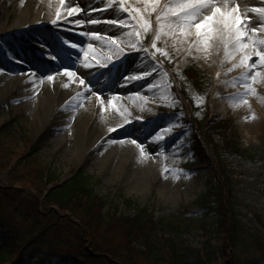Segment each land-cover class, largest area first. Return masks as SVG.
I'll return each mask as SVG.
<instances>
[{
	"label": "rangeland",
	"instance_id": "obj_1",
	"mask_svg": "<svg viewBox=\"0 0 264 264\" xmlns=\"http://www.w3.org/2000/svg\"><path fill=\"white\" fill-rule=\"evenodd\" d=\"M233 1L235 2L229 7V11H233L235 15L237 14L235 10L238 8V14L244 17L247 25V38L243 43L248 41L247 45L250 46L253 39H264V30H260L264 28V15L251 11L253 8H264V3ZM214 4L217 6L216 3ZM77 5L84 10V14L80 18L71 19L72 26L39 29L40 31L37 32H42L50 40L36 46V43L31 42V32L17 34V29L10 27L17 8L25 9V0H6L0 3V125L9 122L12 118L17 119L25 137L38 148L39 160L43 165H51L61 175L62 180L68 179L74 171L83 172L94 184L95 192L106 198L109 204L117 206L124 215H133L135 207H148L157 219L175 217L183 221L189 226L183 237L185 243L201 249L209 238L216 239L214 235L204 231V229L211 230L214 220L210 212L201 211L195 202L205 194L208 182L213 180L215 167L206 165L196 167L193 143L198 122L204 121L208 116L227 119L232 125L233 145H236L239 153L226 151L221 161L231 173L234 210L238 220L246 230L253 231L255 216L264 212L260 195L264 186V102L263 98L259 97V93H256L260 91L261 94L264 91V80L257 76L258 67L256 68L255 64L259 63V58L255 56L248 61L253 72L245 78L241 72L246 67L237 63L241 58L242 50L238 48L226 57L225 48L218 37L215 38L211 34L196 36L197 45L189 48L190 44H188L180 48L178 37H184L195 27L182 30L180 27L182 22L178 19L163 20L158 24L156 16L163 3L157 4L155 11L146 0H123V8L127 11L121 9V0H84L76 3ZM132 9L140 10L144 19L149 21L150 27L147 32L133 26L139 24V18ZM205 15H211V10H203L197 17V22L203 20ZM92 20L98 23H91ZM107 21H118L119 24L107 23ZM121 24L126 27H120ZM252 29L260 30L261 37L256 34L253 36ZM137 31L141 33L139 37L135 35ZM34 33L36 34L35 31ZM93 33L101 38L94 39ZM221 34L222 32L220 36ZM112 38H115L118 46L124 50L123 55L117 57L113 54L116 46L110 43ZM216 40H219L218 43ZM64 41L76 43L77 48L82 49L83 52L81 50L82 53H77ZM99 42L104 43V48L100 52L94 50L93 55L87 44L92 43L97 46ZM55 43H58V48L62 47L64 51L62 55L52 54ZM154 43L155 48H153ZM130 44H136L137 47L134 49ZM260 48L261 45L254 46V49ZM143 49H147V52ZM85 53H88L87 62L91 65L89 68L83 66L86 62ZM53 56L57 58L53 59ZM118 58H120L118 61L124 59L123 69H119V64L113 61ZM101 63L106 65L104 69L107 75L118 74L114 80V87L128 90L136 87L141 99L148 103L139 106L132 102L126 107L116 102L125 115L122 118L124 122L137 121L136 124H143L144 129L153 126L150 134L145 132L146 134L139 137L140 142L133 147L135 154H141L142 150L143 153H147L149 148L154 146L152 137L158 134V138L162 129H169L163 134V139L170 145L168 147L177 151V154H172L171 157L173 174L162 177L158 176L157 172H152L151 176L147 177L144 174L147 165L140 158H135L134 164H126L122 169L115 160H107L101 167L106 153L115 147L116 142L125 144L131 142L126 135L116 138V142L108 138L102 140L94 150L84 155L82 163L71 160V152L75 145L74 134H76L73 120L82 112L85 101H89L94 95H99L97 93L105 79H101V76L97 78L95 73L96 67ZM233 63L239 66L232 73H226ZM30 66L36 67V73H43L41 79L47 81V84H51L63 75L65 69L76 71L77 78L70 79L79 85L78 96L69 102L67 112H61L51 122L42 125L38 123L37 126L32 123L33 116L44 118L48 106H36L34 104L36 94L17 96L7 91L10 80L22 78ZM46 67H50L55 73L51 81L47 78L50 72L45 70ZM191 67L200 74L198 83L187 77L186 72ZM145 73L150 75L144 76ZM130 76H144V78L127 80L126 78ZM253 76L257 78L253 80ZM80 79H85L84 85L80 84ZM245 84L254 91H246ZM35 86H39L38 83ZM181 90L184 94L179 93ZM250 101L262 115V121L254 126L259 130L257 133H248L250 128H246L247 125L240 117L243 108ZM222 102L227 112L216 113L217 106ZM97 113L98 125L103 124L109 129L110 125L106 126L107 122L103 114ZM245 115H248L246 120L255 118L252 111ZM131 127L137 132V125L132 124ZM137 133L140 134L139 131ZM93 138L84 143L85 147L91 146ZM181 144H184V152L179 148ZM25 146L26 143L18 150V156L25 155L28 148ZM120 153L114 150L116 156ZM147 159L157 165L155 156L149 154ZM6 175V173L0 174V184L5 183ZM27 192L34 195L32 190ZM127 200L134 203V207L128 208L125 203ZM39 201L41 203V199ZM38 208L39 211L44 210L42 205ZM52 210L58 211L55 208ZM212 243L216 244L215 241ZM228 253L229 250H226L224 256L227 264ZM53 264L60 262L54 260ZM63 264L82 263L68 259Z\"/></svg>",
	"mask_w": 264,
	"mask_h": 264
},
{
	"label": "trees",
	"instance_id": "obj_2",
	"mask_svg": "<svg viewBox=\"0 0 264 264\" xmlns=\"http://www.w3.org/2000/svg\"><path fill=\"white\" fill-rule=\"evenodd\" d=\"M186 73L199 82L196 69ZM231 133L227 119L208 116L197 123L194 163L214 166L215 173L195 204L213 215L211 230L204 231L216 239L196 249L184 241L189 226L183 221L157 219L148 207L124 215L95 192L83 172L62 180L51 165H43L17 119L2 123L0 174L7 175L0 184V264H63L68 259L82 264H227L226 250L228 264H264V212L255 216L252 232L243 227L234 210L231 173L221 161L226 151L239 153ZM24 143L27 152L18 156ZM260 195L264 211V186ZM125 203L134 207L130 200Z\"/></svg>",
	"mask_w": 264,
	"mask_h": 264
},
{
	"label": "bare ground",
	"instance_id": "obj_3",
	"mask_svg": "<svg viewBox=\"0 0 264 264\" xmlns=\"http://www.w3.org/2000/svg\"><path fill=\"white\" fill-rule=\"evenodd\" d=\"M2 1L6 0H0V3ZM90 1V0H89ZM240 0H238L239 2ZM244 1H253L255 3H264V0H244ZM79 2H84V0H64V3L61 4V0H25V9L19 10L17 8V13L13 19V21L10 24V27H14L17 34H25L28 32L33 33L34 35H31L30 33V39L31 42L36 43V46L38 44H44L47 40H50L44 35L39 29H42L43 27H48L52 29H56L60 26H72L71 19L73 18H80L84 14V10H81V8L77 5ZM233 0H213V3L217 4V7H220L222 9L227 6V10H229V7L234 3ZM163 3L162 7L160 8V11L162 8H164L165 5L168 6H175L176 3H178V0H156V4ZM165 3V4H164ZM69 8H78L80 11L73 16L68 15V9ZM248 10V9H246ZM60 12V16L57 17V12ZM54 13V14H53ZM160 13V12H159ZM163 20H170L175 21L176 18L172 17H165ZM162 20V21H163ZM74 25V24H73ZM82 26V24H81ZM83 27V26H82ZM64 28V27H62ZM216 28H221L222 25H215L213 32L211 35H213L215 38H220L219 42H222V46L225 48V56H230V54L233 53V51H236L239 47L235 45L232 41H227L225 39V35L222 31H216ZM36 29V30H35ZM66 29V28H64ZM60 29V30H64ZM36 32V34L34 33ZM220 32H222L220 36ZM257 36L261 37L260 30L256 33ZM196 29L189 30V32L184 37H178L179 39V46L180 48L186 47L188 44H190L189 48H193L195 45H197V38H196ZM54 41V40H53ZM217 41V40H216ZM217 41V43H218ZM59 43H62L59 41ZM91 44L93 50L100 52L104 48V43H100L95 46L92 43H88L87 45ZM226 44H227V51H226ZM245 44H249L248 41ZM262 46V45H261ZM62 47H64L62 43ZM61 48H58V43H55L54 48L52 49L53 55H62L63 50ZM264 48V46H262ZM242 50V55L240 60L237 62L238 64H241L240 62L243 60L245 56H249L250 60L252 57L256 56L257 49H254V46L250 44L248 47L240 48ZM77 53H82L83 50L79 48H75ZM82 50V52H81ZM224 56V57H225ZM120 58L115 59L113 61H116V63L119 64V69L124 68V63L122 62L124 59ZM249 60V61H250ZM237 64H232L229 69L226 71V73H232L236 67H233ZM242 67H246L242 73L244 76L245 73H247V76L250 75L253 72V68H251L250 64L248 63L247 66L244 64H241ZM45 66V65H44ZM43 66V67H44ZM256 68L258 69V78H261L264 80V73H262L264 69V65H261L260 63L255 64ZM98 68V70H97ZM36 67L30 66L28 69V72L22 76V78H15L10 80L9 88L7 89L8 92H12L14 95L17 96H26V95H33L36 94V102L34 104L36 106L38 105H47L48 109L45 112L44 118L40 117L38 115L33 116V125L37 126L38 123L42 125L43 123H49L51 122L55 116H58V114L61 112H67L69 102L72 99H76L78 96V90L79 85L74 82L72 79H70L67 76L60 75L59 78H57L55 81H53L51 84H47V81L41 79V76L43 75L42 72H35ZM45 70L47 72H50L49 75L53 76L55 73H53V69L50 67H46ZM96 77H100L101 79H105L104 83H101L99 88V93L95 91V93L99 94L97 96H92L89 101H85L83 103L82 112L80 115L73 120L74 129L76 130V134H74L75 138V145L74 150L71 152V160H75L78 163H82L84 159V155L90 153L91 150H94L96 146L104 139L113 140V142H116V138H119L121 136H128L130 143H115V147L108 151L106 153V157L102 160L101 167L104 165V163L107 160H115L117 161L120 169L125 167L126 164H134L135 158H140L142 162H144L147 165L146 173L144 174L147 177H150L152 172H157L158 176H168L174 173V170H172L171 167V157L174 154H177V151L171 149L170 146L165 139L159 140L157 138V135L153 136L152 139L154 141V146H151L149 148V151L147 153H141L139 155L135 154V150L133 149L134 145H137L140 142V138L142 134H146L145 132L149 133L152 132L150 129L153 128V126H150L148 129H144V125L141 123H137V121H132V123L124 122L122 118L125 116L123 111L117 106L116 102H120L124 104L126 107H128L132 102L136 103L139 106L148 104L146 100L141 99V96L136 92V87H133L132 89L128 90L126 88H118L114 87V80L116 79L117 73L115 74H109L107 75L105 73L104 67H96ZM48 75V76H49ZM38 83L39 86H35V84ZM243 91V90H242ZM239 92V91H236ZM259 97L263 98L264 102V91L260 94ZM97 97H100L99 99ZM118 100V101H117ZM109 101H112V105H109ZM33 103V102H32ZM254 103L250 101L247 106L243 108L242 114L240 113L241 121H243L244 124L247 125L246 128H250L247 132L257 133L259 130H257L255 126L262 121V115L260 111L257 112V110L254 108ZM257 108V107H256ZM253 112V117L248 120L247 117L250 112ZM97 112H101L103 114V118L107 122L108 128H105L103 124L97 123ZM227 108L224 105V102L219 104L216 108V113H226ZM135 124L137 132L132 130L131 125ZM110 129H113V131H110ZM75 131H72L74 133ZM107 132H110L108 134ZM36 133V132H35ZM68 135L65 136L67 138ZM91 137H94L91 146L89 148L85 147L84 143L88 141ZM118 141V140H117ZM135 141V143H133ZM179 148L182 152H184V144L180 145ZM114 150H118L121 153L119 156H116L114 154ZM151 154L152 156H155L157 159V165L152 164L148 159L147 155ZM173 154V155H172Z\"/></svg>",
	"mask_w": 264,
	"mask_h": 264
},
{
	"label": "snow or ice",
	"instance_id": "obj_4",
	"mask_svg": "<svg viewBox=\"0 0 264 264\" xmlns=\"http://www.w3.org/2000/svg\"><path fill=\"white\" fill-rule=\"evenodd\" d=\"M64 3V0H61V4ZM146 3H150L152 10H156V0H146ZM121 9L124 11H127L123 8V0H121ZM205 9L211 10V15H205L203 17V20L197 22V17L201 14V12ZM80 9L78 8H69L68 9V15L73 16L76 15ZM237 14H233V11L227 10V6H225L224 9L215 6L213 3V0H178V3L175 4V6H168L165 5L164 8L161 9L160 13L156 16V21L158 24L165 18V17H172L180 20L182 23L180 25L181 29L191 28L195 27L196 34L198 37H203L211 34L214 30V25H222L221 28H216V31H222L225 35V39L227 41H232L237 45L239 48H245L248 45L244 44L243 41L247 38V25L245 23L244 17H242L240 14H238V8L235 10ZM251 11L264 15V8H253ZM132 12H135L137 14V17L139 18V24L133 25L134 27H139L144 32H147L150 23L147 19H144L142 13L138 9H132ZM60 16V12H57V17ZM250 23V21H248ZM91 23H98L96 20H92ZM107 23L112 24H119L118 21H107ZM77 24H79V21H77ZM120 27H126V25L121 24ZM163 27V25H161ZM242 28L244 29L242 31ZM264 30V28L260 29ZM258 29H252L253 36L257 33ZM159 34V33H158ZM137 37L141 35L140 31H137L135 33ZM94 39H100L97 34H92ZM65 44H67L70 48H77L76 43H69L68 41H64ZM110 43L112 45H115L116 47L113 50V54L117 57L124 54V50L120 48L117 44V40L115 38H112ZM253 46L255 45H262L264 46V39H253L252 40ZM130 47L136 48V44H130ZM89 51L93 53L94 50L92 48V45H88ZM153 48H155V43L153 44ZM143 51L147 52V49H143ZM226 51H227V44H226ZM87 56L88 53H85V64L83 65L85 68H89L91 65L87 62ZM256 56L259 58V63L261 65H264V48H260L256 51ZM53 59H56L57 57L53 56ZM110 62V57L108 58ZM250 60L249 56H245L243 60L240 62L241 64H244L247 66L248 61ZM100 67H105L106 65L104 63H101L99 65ZM239 65H234L233 67H237ZM254 66V65H253ZM63 75L69 77V78H77V72L76 71H69L65 69ZM150 75V73H145L144 76ZM259 73H257V76ZM144 76H130L127 77V80H136V79H143ZM245 78L247 77V73L244 74ZM48 80H53V76L49 75ZM257 77L253 76L252 79L255 80ZM80 84H85V79H80ZM246 91H254V89H251L248 87L247 84H245ZM98 99L100 97H97ZM242 103H247V101H241ZM109 105H112V101H109ZM110 131H113V129H110ZM169 131V129H162L160 135L158 136L159 139H163V134L165 132ZM135 143V141H133ZM143 154V150H142Z\"/></svg>",
	"mask_w": 264,
	"mask_h": 264
}]
</instances>
